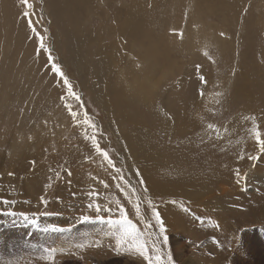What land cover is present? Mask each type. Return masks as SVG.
<instances>
[{
    "label": "rangeland",
    "instance_id": "374dc122",
    "mask_svg": "<svg viewBox=\"0 0 264 264\" xmlns=\"http://www.w3.org/2000/svg\"><path fill=\"white\" fill-rule=\"evenodd\" d=\"M92 211L142 226L149 258L106 264H264V0H0V264Z\"/></svg>",
    "mask_w": 264,
    "mask_h": 264
},
{
    "label": "crops",
    "instance_id": "0c3cea01",
    "mask_svg": "<svg viewBox=\"0 0 264 264\" xmlns=\"http://www.w3.org/2000/svg\"><path fill=\"white\" fill-rule=\"evenodd\" d=\"M46 203L51 210L62 208L57 199ZM38 222L56 230L50 241L51 253L28 264H106L149 258L139 240L142 226L126 212L52 213Z\"/></svg>",
    "mask_w": 264,
    "mask_h": 264
},
{
    "label": "bare ground",
    "instance_id": "6f19581e",
    "mask_svg": "<svg viewBox=\"0 0 264 264\" xmlns=\"http://www.w3.org/2000/svg\"><path fill=\"white\" fill-rule=\"evenodd\" d=\"M131 11V10H130ZM130 15V14H129ZM129 19V18H128ZM127 21V20H126ZM129 22V21H128ZM124 26H126V25H124ZM124 31V30H123ZM90 37V36H89ZM95 39V38H94ZM77 43V42H76ZM190 137V136H189ZM191 138V137H190ZM182 141V140H181ZM186 141V140H185ZM193 141V140H192ZM179 143H181V142H179ZM188 143V142H187ZM186 143V144H187ZM182 144H183V142H182ZM185 144V143H184ZM193 145V144H192ZM195 146V145H194ZM190 150H188L192 155H194L195 154V150H194V148L192 147V146H187ZM186 147V148H187ZM183 149V148H182ZM201 150V149H200ZM217 150V149H216ZM216 150H214L213 148H207L205 151H204V153H203V156L205 155L206 156V158H204L205 159V161L206 162H208V163H206V166H205V168H207V170L205 171V175H203L202 177H201V179L205 182H207L209 179H211L212 180V182H214V183H218L219 181H221L220 179L222 178V177H227L228 176V173L227 174H225V172H223L222 173V171H225V167L226 166H232V162H230L229 160L228 161H226V162H230L228 165H222L224 162L223 161H225V160H219V157H216V154H214V152H216ZM182 151V150H181ZM198 151V149L196 150V152ZM200 152V151H199ZM187 153V152H186ZM224 153V152H223ZM189 154V153H188ZM197 154V153H196ZM226 154H228V153H226ZM184 155V154H183ZM223 155H225V154H223ZM187 157V156H186ZM223 157V156H222ZM230 156H229V154L228 155H225V157L224 158H226V159H230L229 158ZM195 158V157H194ZM224 158H222V159H224ZM180 162H181V164L178 166V169L182 172H184L185 173V175H187L188 177H191V176H195L196 174H195V171H196V169H197V167H198V165H199V162H198V160H196L195 159V161L192 159V157H190V158H187V159H185V160H183V159H180ZM201 163V162H200ZM203 163V162H202ZM218 165V166H217ZM202 166V165H201ZM221 167L222 166V168H215V167ZM165 167V166H164ZM200 167V166H199ZM176 168V167H175ZM227 168V167H226ZM175 170V169H174ZM229 170V169H228ZM256 172H261V168L260 167H257L256 168ZM179 173V171L177 170V171H175V174H174V179H171V181H166L165 182V184H164V186H160L161 188L162 187H167L166 188V190H164V191H166L167 193H169V195H171V194H177V193H190V191H189V189H190V184L189 183H187L186 182V180L188 179V177H184L182 174L180 175V176H178V178H177V180L178 181H176V184H175V177L177 176V174ZM229 173L231 174V173H234V169H233V167H232V170H230L229 171ZM198 177V176H197ZM240 178H241V180H240V182L242 183V182H244V178L243 177H241L240 176ZM227 179V178H226ZM172 185V186H171ZM223 186V185H222ZM154 187V186H153ZM163 190V189H162Z\"/></svg>",
    "mask_w": 264,
    "mask_h": 264
}]
</instances>
